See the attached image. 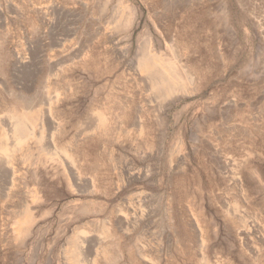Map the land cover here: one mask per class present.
Instances as JSON below:
<instances>
[{"label":"rangeland","instance_id":"374dc122","mask_svg":"<svg viewBox=\"0 0 264 264\" xmlns=\"http://www.w3.org/2000/svg\"><path fill=\"white\" fill-rule=\"evenodd\" d=\"M0 264H264V0H0Z\"/></svg>","mask_w":264,"mask_h":264},{"label":"bare ground","instance_id":"6f19581e","mask_svg":"<svg viewBox=\"0 0 264 264\" xmlns=\"http://www.w3.org/2000/svg\"><path fill=\"white\" fill-rule=\"evenodd\" d=\"M177 57V56H176ZM180 62V61H179ZM185 66V65H184ZM186 73V71H185ZM188 74V73H186ZM189 76V75H188ZM192 77V76H191ZM190 77V78H191ZM192 79V78H191ZM30 115V114H29ZM31 116V115H30ZM33 116V115H32ZM35 122V117H26V115H22L18 117L17 123L14 126V133L19 137L21 134H25L31 130L32 124ZM16 137V138H17ZM18 140V139H17ZM16 140V141H17ZM4 150V149H3ZM66 156V155H65Z\"/></svg>","mask_w":264,"mask_h":264}]
</instances>
